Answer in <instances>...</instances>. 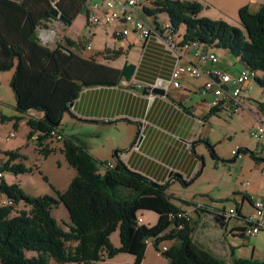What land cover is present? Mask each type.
Segmentation results:
<instances>
[{
    "label": "trees",
    "instance_id": "obj_1",
    "mask_svg": "<svg viewBox=\"0 0 264 264\" xmlns=\"http://www.w3.org/2000/svg\"><path fill=\"white\" fill-rule=\"evenodd\" d=\"M88 1L0 0V71L9 70L16 63L11 84L18 109L23 113L31 109L43 112L42 117L29 118L27 123L29 138L40 133L36 143L45 156L54 151L46 143L50 131L59 128L81 91L87 87L114 86L121 80L120 69L75 52L73 47L80 46L76 41L65 38L64 44L58 43L51 49L39 38L42 22L49 20L44 14L53 5L72 23ZM150 2L152 7L146 6L144 12L155 17L166 13L173 34L185 27L183 42L199 41L205 47L227 50L245 67L261 71L256 82L264 89V3L257 11L241 7L240 25H234L201 16L203 7L194 0ZM154 24L160 25L157 20ZM222 108H211L209 114L216 115ZM259 108L264 110L263 102ZM62 143V152L77 174L66 190L55 189L56 198L29 196L18 184L4 180L0 185V192L12 199L15 206L20 201L28 206L16 214L15 207L0 206V264H97L121 252L134 256L132 264H142L148 239L167 259L166 264H264L253 257H234L227 262L196 243L191 220L169 219L170 213L182 211L166 191L169 181L156 182L122 161L101 174L97 159L80 137L65 136ZM207 144L216 159L214 146ZM237 152L233 160L242 153L258 160L254 151L239 147ZM0 155L7 158L3 171L23 174L33 170L16 162L21 157L17 151L0 149ZM200 173L199 170L196 176ZM60 203L69 213V230L59 226L52 215V209ZM143 211L158 214L155 225L138 223ZM238 213L241 217L240 209ZM116 230L120 233V247H115L110 238ZM165 241L173 242L162 250L161 243ZM29 251L34 254L27 256Z\"/></svg>",
    "mask_w": 264,
    "mask_h": 264
},
{
    "label": "rangeland",
    "instance_id": "obj_2",
    "mask_svg": "<svg viewBox=\"0 0 264 264\" xmlns=\"http://www.w3.org/2000/svg\"><path fill=\"white\" fill-rule=\"evenodd\" d=\"M147 7H152L151 2L146 3ZM86 7L74 19L72 24L64 25L60 29L53 27L58 36H67L74 39L80 46L73 47V50L82 56H93L98 58L97 54L100 49L104 50L108 46V50L103 52L98 60L101 63L110 66H121L128 61L129 63L138 62L142 54L143 40L131 37L130 41H134V45L130 48L125 46L124 41L115 40L113 35H108L109 26H94L87 22ZM141 15L146 21L153 24L155 20L166 25L169 24V16L166 13H158L155 16H149L143 10ZM238 25L240 22L238 21ZM41 27L39 30H42ZM180 32L184 27H181ZM54 31H47L52 36ZM52 32V33H51ZM94 32L96 35L94 36ZM51 43V41L49 42ZM48 43V44H49ZM47 45V44H45ZM90 45L91 49H87ZM214 51L221 55V51ZM227 56V55H226ZM220 59V56H219ZM230 71L242 70L245 68L244 63L238 57L233 55L227 56ZM15 66L9 70L0 71V149L17 151L21 157L16 162H23L27 167L32 168V172L23 174H14L4 171V181L8 184H18L24 192L33 197L49 195L57 196L56 190L64 191L68 188L77 171L70 166L65 155L60 151L58 141L48 140L47 145H53L54 149L49 155L42 154L37 143L29 138L30 127L27 123L29 118L34 117V113L29 111L23 113L18 109L17 98L12 87V79L16 71ZM205 80L202 78L186 77L185 83H188L193 90V98L200 100L201 96L197 88L204 85ZM171 89L168 91L170 92ZM242 99L248 110L241 108L237 112H232L230 107H223L218 114L212 115L207 127L205 128L203 137L210 136L214 146L217 158L215 159L209 147L207 146V154L212 158L210 164H204L202 172L196 176L190 183H183L180 179L169 183L167 193L171 202L182 211H188L195 218H198L196 207L201 206L211 212L229 211L234 209L242 210V215L251 214L252 207L246 202L243 207L241 204V188L250 183L260 184L264 178L262 171L264 170V157L260 158V154L264 149V141H258L251 136V129L257 125L253 117L257 102H264V89L256 82L249 81L242 86ZM258 109V108H257ZM3 117L9 119L3 120ZM16 117H19L17 119ZM59 129L65 136L77 135L86 140L91 152L99 155L97 165L99 173L104 174L108 169L107 163L116 164L114 152L116 150H125L130 147L135 140L138 128L127 121H119L113 125H100L94 122H85L69 113L64 117ZM11 132L15 136L8 138ZM131 133L130 138L125 143L119 142L120 137ZM208 145V142L203 141ZM57 145V146H56ZM110 145H113L110 146ZM254 151L258 155V160L254 162L250 154H239L234 159L233 149L238 147ZM105 154H109L108 157ZM7 158L0 155V162L4 163ZM257 163L260 166H254ZM47 178V180L45 179ZM8 197L0 192V201L6 200ZM16 214L21 209H28L24 201H20L15 206ZM52 215L56 219L59 226L64 230H69L70 217L66 207L60 203L52 209ZM143 224L148 226L155 225L158 220V214L153 211H143L139 213ZM227 227H220L212 221L208 222L207 228L201 226V222H196L193 227V238L197 239L203 246L216 245L223 251V259L230 262L233 257H253L257 260L264 261V231L252 236H235L241 233V228L245 227L246 222L242 217L235 216L229 218ZM212 228V231L208 229ZM111 242L115 247L121 246L120 233L116 230L111 235ZM236 255H232L233 247H236ZM226 249L228 255L225 254ZM33 252H27V256H32ZM108 259V258H107ZM134 256L128 253H118L113 258L108 259L106 263L98 262V264H132ZM167 259L157 253V250L151 244H148L142 264H166ZM67 264H82L71 262Z\"/></svg>",
    "mask_w": 264,
    "mask_h": 264
},
{
    "label": "crops",
    "instance_id": "obj_3",
    "mask_svg": "<svg viewBox=\"0 0 264 264\" xmlns=\"http://www.w3.org/2000/svg\"><path fill=\"white\" fill-rule=\"evenodd\" d=\"M194 1L199 2L203 7L201 16L226 20L234 25H238V11L241 7L249 6L252 11H257L260 5L264 3V0ZM64 25L67 24L60 20L49 19L48 21L42 22L43 28L41 29L54 31L53 27L60 29ZM116 25L102 26H109L108 35H111L113 29L117 27ZM163 26V24H160L158 33L148 40L142 39L133 29L126 36L116 38L113 35L115 40L126 42L124 44L127 48L134 45V41H130L131 37H138L143 40L140 59L138 62L133 63L136 65V70L132 78L129 81L121 78L118 84L114 86L84 88L79 97L74 101V106L70 108L69 114L85 122H94L106 126L117 124L119 121H127L134 124L138 128L135 140L128 149L116 150L114 152L115 162L122 161L130 169L159 183L166 181L172 183L175 181V178L190 181L196 176L199 170L202 172L204 164H210L212 162V158L207 154L208 145L203 142L205 140V142L212 143L210 136L203 137L208 120L212 118V115L209 114L211 108L208 105L209 98L200 92L203 85L197 88L201 99L195 100L193 98L194 92L191 86L185 83V78L188 77L187 75L182 76L180 88H171V91L164 96L163 94H157L150 90V85L153 84L157 77L168 78L170 76L175 63L174 55L165 41L167 33ZM184 32L185 27L182 32L179 31L172 36L173 38H183ZM54 33L55 35L51 43L47 44L51 49L55 48L58 43L64 44L65 38H69L67 36H58L55 31ZM93 35L95 36L96 33L94 32ZM214 48L210 47L209 49L214 51ZM108 49L107 45L103 51L98 49L97 51L99 52L97 54H99V57L97 60L101 56H104L103 52ZM216 50L222 53L221 55L219 54L220 61L215 67L222 68L234 74L240 71H230L228 68V61L230 60L226 58L230 53L227 50L217 48ZM84 57L88 58V56ZM98 61L101 62L100 60ZM203 66L205 68L214 67L210 64H204ZM113 67L120 70L122 68L121 66ZM202 79L205 80L204 78ZM150 92L155 94L154 97H149ZM259 103L257 102L258 107L255 108L256 111L253 113L255 122L257 121L258 115L264 111L259 108ZM30 112L34 113L33 116L37 118L43 116V112L37 110L31 109ZM64 117L62 121L65 120ZM130 136L131 133L120 137L121 140L115 143V145L122 142L126 143ZM80 139L85 143L88 151L97 159L99 155L90 151L86 140ZM58 144H60L59 149L62 152L63 143L59 142ZM48 146L51 148L53 145L49 144ZM110 146L113 147V145ZM105 156L108 157L109 154H105ZM259 156L260 158L264 157V149ZM257 165L255 163L254 166ZM262 176L264 177V170L262 171ZM241 191L243 192L239 193L242 198V207L246 202L252 207L254 201L262 200L264 197V178L260 181V184L250 183L245 185L244 188H241ZM196 213L198 218L192 215V227L196 226V222L201 221V226H205V229L210 221L220 227L222 226L220 221H217L215 218L214 212L202 208L197 209ZM226 224L222 227H227ZM208 229L212 231L211 227H208ZM234 235L245 237L242 230L241 233ZM194 241L201 245L197 239ZM172 242L165 241L161 245L168 247ZM151 246L154 245L151 244ZM202 247L211 251L221 259L227 257L223 256L222 249L216 245L212 247L203 245ZM233 248L232 255L235 256L237 246ZM224 252L228 255L226 249H224ZM108 259L106 258L103 263H106ZM233 259L234 257L230 262Z\"/></svg>",
    "mask_w": 264,
    "mask_h": 264
},
{
    "label": "built area",
    "instance_id": "obj_4",
    "mask_svg": "<svg viewBox=\"0 0 264 264\" xmlns=\"http://www.w3.org/2000/svg\"><path fill=\"white\" fill-rule=\"evenodd\" d=\"M147 1L150 2V0H89L86 4V19L89 24L94 26L117 24V27L113 30V35L116 38L128 35L133 29L142 39L148 40L158 33V26L146 21L140 13L147 6ZM163 28L167 33L165 41L174 55L175 63L170 76L168 78L157 77L150 85V90L153 91L155 88L163 90L164 96L171 88L181 87L183 75L204 78L205 82L200 92L209 98L208 105L210 108L228 106L232 112H237L241 108L248 110L242 99V86L249 81H257L262 75L261 71L245 67L234 74L215 67L220 59L215 51L209 49L210 47H205L199 41L183 42L182 38H173L169 24L164 25ZM53 37L47 30H39V38L43 44H48ZM87 49H91L90 45ZM204 64H210L214 67L205 68ZM154 95L153 92H150L149 97H154ZM256 122L257 125L250 131L251 136L258 141H264V111L258 115ZM39 134L32 135L31 140L37 142ZM14 136L15 133L11 132L8 138ZM64 139L65 135L62 131L55 128L50 131L46 142L48 140L62 142ZM237 151L238 149H233L232 154H238ZM2 164L0 162V185L4 180ZM107 167L112 168L114 164L108 162ZM0 206L15 207V203L12 199L7 198L0 201ZM200 208L202 207L197 206L196 210ZM214 216L216 219L219 218L224 221L231 217H240L238 211L236 212L234 209L229 211L216 210ZM241 217L246 222L245 227L242 229L245 236L257 235L264 231V197L262 200H256L252 203L251 214H245ZM184 218L192 222V215L188 211L169 214V219L172 221ZM138 223H143L142 218H138ZM147 243L153 244V240L148 239ZM161 247L162 250L167 249L165 245H161ZM157 252L161 254V252Z\"/></svg>",
    "mask_w": 264,
    "mask_h": 264
},
{
    "label": "water",
    "instance_id": "obj_5",
    "mask_svg": "<svg viewBox=\"0 0 264 264\" xmlns=\"http://www.w3.org/2000/svg\"><path fill=\"white\" fill-rule=\"evenodd\" d=\"M44 16L47 19L60 20L67 25L71 24V20L68 19L65 15H63V13L58 9V7L56 5H53V7H51L44 14ZM135 70H136V65L126 61L123 65V67L121 68L120 76H121V78H124L125 80L129 81L132 78ZM153 92L157 93V94H164V91L160 90L158 88L153 89ZM73 106H74V101L70 104V108ZM57 125H59V123ZM217 221H220L222 226H224L226 224V222L224 220H220L219 218H217Z\"/></svg>",
    "mask_w": 264,
    "mask_h": 264
},
{
    "label": "bare ground",
    "instance_id": "obj_6",
    "mask_svg": "<svg viewBox=\"0 0 264 264\" xmlns=\"http://www.w3.org/2000/svg\"><path fill=\"white\" fill-rule=\"evenodd\" d=\"M114 30V29H113ZM112 35H113V31H112Z\"/></svg>",
    "mask_w": 264,
    "mask_h": 264
}]
</instances>
